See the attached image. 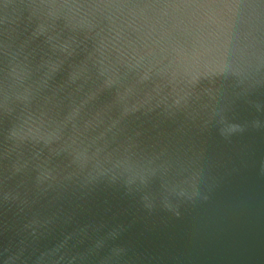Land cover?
I'll return each instance as SVG.
<instances>
[{"label":"water","instance_id":"95a60500","mask_svg":"<svg viewBox=\"0 0 264 264\" xmlns=\"http://www.w3.org/2000/svg\"><path fill=\"white\" fill-rule=\"evenodd\" d=\"M0 264H264V0H0Z\"/></svg>","mask_w":264,"mask_h":264}]
</instances>
